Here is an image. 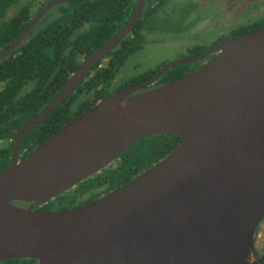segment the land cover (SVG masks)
<instances>
[{
  "label": "water",
  "instance_id": "1",
  "mask_svg": "<svg viewBox=\"0 0 264 264\" xmlns=\"http://www.w3.org/2000/svg\"><path fill=\"white\" fill-rule=\"evenodd\" d=\"M52 0L0 53L5 57ZM124 25L71 73L12 137L0 170V262L246 264L264 218V27L162 66L97 101L23 160L19 145L138 22ZM210 59L152 87L168 69ZM171 133V152L127 183L66 210L39 206L111 164L143 138ZM20 203H27L22 206Z\"/></svg>",
  "mask_w": 264,
  "mask_h": 264
},
{
  "label": "trees",
  "instance_id": "2",
  "mask_svg": "<svg viewBox=\"0 0 264 264\" xmlns=\"http://www.w3.org/2000/svg\"><path fill=\"white\" fill-rule=\"evenodd\" d=\"M165 0H146L142 16L102 62L95 65L69 96L36 125L19 145L26 158L66 122L90 109L97 101L143 81L165 64L128 80H116L128 58L142 47L144 23L161 8ZM136 0H72L55 6L53 20L38 30L8 57L0 60V170L10 160L12 136L63 86L78 66L126 22ZM9 0H0V13ZM19 24V23H18ZM17 21H0V30L8 33ZM249 29L241 30V34ZM14 34L18 32L16 28ZM10 40V38H9ZM8 41V40H7ZM6 42H0V51ZM201 49H193L194 55ZM188 64L166 70L152 85L158 86L178 79L190 71ZM5 142L1 144V142ZM178 142L171 133L155 134L136 142L122 152L111 164L82 180L73 188L55 196L38 207L40 210H66L89 203L134 178L141 171L168 155ZM22 206L27 203H20ZM0 264H36L33 259H8Z\"/></svg>",
  "mask_w": 264,
  "mask_h": 264
},
{
  "label": "rangeland",
  "instance_id": "3",
  "mask_svg": "<svg viewBox=\"0 0 264 264\" xmlns=\"http://www.w3.org/2000/svg\"><path fill=\"white\" fill-rule=\"evenodd\" d=\"M252 2L165 0L161 8L144 23L145 41L128 58L117 79H132L147 70L156 69L158 65L188 57L194 48L202 49V52L218 34L252 19Z\"/></svg>",
  "mask_w": 264,
  "mask_h": 264
},
{
  "label": "flooded vegetation",
  "instance_id": "4",
  "mask_svg": "<svg viewBox=\"0 0 264 264\" xmlns=\"http://www.w3.org/2000/svg\"><path fill=\"white\" fill-rule=\"evenodd\" d=\"M51 1L52 0H9V6L7 7V9L5 11L3 10L0 13V21L14 20V21H17V24L18 23L19 24L15 28H11L10 30H8L7 31L8 33L2 32L0 30V42L2 40H4L6 42V45L4 46L3 50L6 49L13 42V40L27 27V25L37 15H39L41 13L42 9ZM251 7L253 9L251 12H253V14H254V17L252 19H249L248 21L244 22L243 24H240V26L236 25L232 29L231 28L227 29V32H223V33L218 34V36L216 38L211 40L210 44L205 49H209L210 47H213V46H215V45H217V44H219V43H221V42H223L229 38H232L234 36L239 35V34L234 35V33H236V32L240 33L241 30L244 31L245 29H249L246 32H250V31L259 29L261 27H264V0H253ZM55 12H56L55 7H52L50 9H48L47 11H45V13L37 20V22L32 27V29L27 32V34L22 38V40L20 42H18V44L5 57H8L13 50L18 49L22 45L21 43L24 40H27L31 35H33L38 30L43 29L46 25H48V23H50L53 20V18L55 17ZM141 16H142V14H141ZM141 16H140V18H141ZM224 19H222V22H224ZM16 28L18 29V32L16 34H14V31H12V30H15ZM141 32L143 33V28H142ZM246 32H243V33H246ZM9 38H10V40H9ZM3 50H1L0 53ZM199 52H198V54H199ZM196 54H194V55H196ZM214 54H216V52L211 53L207 57H205V58H203L197 62L188 63L189 68L195 69V68L199 67L205 61L210 59ZM190 56H192V55H190ZM5 57H3V58H5ZM104 58L100 62H102L104 60ZM117 75H116V80H117ZM5 142L6 143L10 142L11 143V149H12V138L10 140L5 141ZM5 142L3 141V142H1V144H4ZM23 152L25 153L26 151H22L20 153V151L18 150L17 162H18V160L20 161V158L23 156ZM10 158H11V151H10ZM25 206H27V205H25ZM246 264H264V218L261 220V222L258 224V226L256 228L254 238H253L252 247L250 248V251L247 255Z\"/></svg>",
  "mask_w": 264,
  "mask_h": 264
}]
</instances>
